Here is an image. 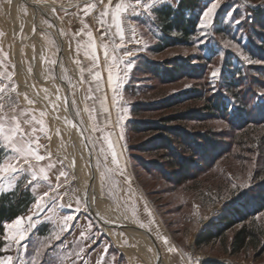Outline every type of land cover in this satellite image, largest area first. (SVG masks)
I'll use <instances>...</instances> for the list:
<instances>
[{
  "label": "rangeland",
  "instance_id": "1",
  "mask_svg": "<svg viewBox=\"0 0 264 264\" xmlns=\"http://www.w3.org/2000/svg\"><path fill=\"white\" fill-rule=\"evenodd\" d=\"M14 1L16 8L15 12H11L10 18L4 10L7 0H0V58L4 63L5 73L8 71L7 74L12 76L11 81L4 76V85L16 87L20 94V106L40 117L28 107L29 104L24 99L26 94L35 101L32 105L40 102V98H36L34 88V84L39 80L28 48V42L33 46L36 44L34 30L37 49L43 55L45 83L50 94L58 97L57 87L50 86L47 82L57 77L58 65L61 79L72 101H75L78 90L83 92L85 101L87 89L91 87L95 90L97 83L100 84V90L94 91V94L103 99L102 95L106 94L103 89L108 87L107 73H101V81L93 80L88 63H85V60L81 61L80 55L77 54L79 50L69 33L73 31L74 34L79 31L81 19L75 9L80 7V0L54 2L61 19L57 25L49 16L54 17V14L47 12V9L40 10L46 16L39 15L34 22L33 17L36 14L33 10V0ZM261 3L262 0H220V7L214 17V27L208 30L207 35L201 34V13L197 37L192 45L171 47L159 53L152 51L158 42L145 27L144 19L139 20L135 39L128 34L127 29L125 31L127 41L132 44L135 41L137 43L136 65L142 63L151 68L153 65L150 64L163 65L171 61H184L196 71L188 77L181 75L173 80H167L158 78L148 70L138 71L136 74L132 70L128 76H122L121 86L113 92L114 96L107 94L106 101L110 105L108 108L105 107L108 112H104L98 100L95 103L91 100L87 101L89 107L95 108L93 113L96 117L95 121L90 120L89 114L83 111L84 108L80 109L75 103L74 113L83 129L94 160L101 196L118 210L124 218L123 221L117 218V213L114 214L100 199L97 201L94 193L88 196L94 197L98 209L92 206L87 196L81 198L78 185L73 181L72 170L64 160L52 154L51 132L47 119L53 124H58L59 127L63 126V130L66 131V136L60 143L62 148L63 144L68 142L69 136L72 138V135L76 134V126L61 106L51 104L50 110H45L41 106L40 111L45 113L43 117L45 131L42 132L46 139L44 143L47 151L51 153L50 159L66 173L64 185L59 191L62 194L68 191L72 196V203L67 202L64 195L63 199L49 202L43 212L38 209L28 211L24 217L32 215L33 212H37L38 216H33L32 222L25 219V227L28 223H34V227L28 230L25 240L21 242L24 247L16 245L11 238L5 240V248L10 250L4 251L5 254L1 259L11 255L13 264H31L33 258L35 264H97L98 261H102V264H149V260L159 264L157 255L141 239L135 240V237L129 233L118 231L114 227L110 229L101 221L103 216L116 226L127 228L128 225L124 222L136 225L138 231L141 234L144 232L143 235L151 240L164 264H264L262 236L236 254H231L230 249L232 238L240 229L257 228L258 233L264 231V212L226 230L218 240L205 243L200 248L195 246V240L200 233L222 227L219 222L233 203L250 201L251 196L255 198L257 193L264 192V95H262L264 94V32H261L259 27V24L264 26V18H255L252 12L257 9L264 10V7H260ZM19 4L20 14L17 12ZM40 5L44 4L40 3ZM57 5L60 8H57ZM66 7L69 8L68 11L65 10ZM97 10L98 7L89 14L91 20H96L98 17ZM237 18L241 21L239 24L235 23ZM6 19L9 22L10 19L13 21L9 25L12 40L19 47L18 55L22 61L18 64L19 68L11 58L10 43L4 42L6 32L2 27L6 25ZM148 19L150 17L146 20ZM45 21L54 27L49 28ZM61 30L65 35L60 34ZM18 34L21 39L18 38ZM56 34L67 44L74 69L68 68L69 61L61 52ZM110 45L114 46L112 42ZM237 49L240 51L238 52ZM245 56L253 62L249 63L244 59ZM52 60H55L56 64L50 63ZM217 69L219 73L213 77L212 73ZM74 72L79 77V81L74 77ZM227 77H233L232 79L237 82H234L237 85L234 91L228 90L223 84V79ZM50 87L55 89L53 93ZM11 95L15 97L16 93ZM61 95L62 100L68 104L64 93ZM114 98L117 106L114 101L112 102ZM212 102L222 103L224 112L208 109L207 105ZM136 105L140 108L138 109ZM132 106L136 111L139 110L135 115L131 113ZM124 109H127L126 118L117 123L118 117L124 115ZM77 111L80 113L79 116L76 115ZM198 113L201 116H196ZM182 115L188 118H183L187 121L179 120L169 126L176 135L184 131L192 140L196 138L200 142L194 140L192 146L189 138H187L189 141H182L181 138L168 137L174 145L173 149L177 148L183 153L184 162L188 163V172H180L181 168L178 164L167 162L171 159L168 151L153 149L154 142L162 137V134L151 130L153 124L171 117L181 119ZM131 119L137 128H140L137 132L129 130ZM93 123L99 125L100 131H92ZM106 131L123 136V153L129 164L130 183L123 181L122 177L117 179L109 170L100 172L98 170L106 167L104 161L101 162L103 158L100 155L103 152L99 146L100 135H105ZM185 142L189 145V151L184 147ZM71 143L70 140L69 151ZM80 144L81 151L77 153L81 155L78 159L84 173L85 145L82 141ZM196 149L200 155L193 153ZM89 158L87 155L86 160L89 161ZM175 159L179 161L178 157ZM27 179H30L28 173L21 175L15 181L10 178L0 180V193L14 190L17 184L30 190L33 186L27 185ZM87 179L90 180L88 187L96 193L92 180L88 176ZM35 183L34 181L33 185ZM45 190L41 187L36 191L42 194ZM31 193L34 197L32 191ZM51 195L53 194L50 193ZM65 215H72L74 219L70 222L69 229L61 232ZM50 222L54 227L52 229ZM7 231L5 235L11 237L15 230ZM56 234L60 235V240L55 239ZM18 248V253L14 254L13 252ZM80 248H84V251L80 252ZM169 249L173 250L169 251ZM145 252L150 258L145 256Z\"/></svg>",
  "mask_w": 264,
  "mask_h": 264
},
{
  "label": "snow or ice",
  "instance_id": "2",
  "mask_svg": "<svg viewBox=\"0 0 264 264\" xmlns=\"http://www.w3.org/2000/svg\"><path fill=\"white\" fill-rule=\"evenodd\" d=\"M7 2L11 3V0H7ZM53 2H55V0H53ZM98 3L104 5L103 9L99 11L98 17L96 18L101 27H104V35L118 36L120 41L119 44L113 46V54L111 56H109L108 46L103 45L104 63L105 69L107 71L106 83L109 88H112L113 92H116L121 86L123 77L128 75L134 63V61L128 59L135 55V53L130 49L126 50L121 57L115 55V51L117 49L125 46L124 42L126 29L128 34L133 39H135L139 20L133 18L139 17L141 19H147L150 17L154 21L156 19V15L153 11L154 7L159 4H170L172 3V0H116L115 3L113 0H107L106 4L105 0H98ZM219 7L220 0H204V9L202 10V19L200 22L202 35H207L208 30L214 27V17L216 16V12ZM249 7H252V5H249ZM260 7H264V0H262ZM96 8L97 0H93V2L85 5L84 12L87 15ZM52 10L56 11V9ZM240 22V19H235V23L239 24ZM47 26L49 28L54 27V25L51 23H47ZM83 27L84 29H88L89 25L85 23ZM113 28L115 29L114 32L112 31ZM60 34L65 35L63 30L60 31ZM82 34L88 36V43L86 45H81L78 42L77 50H79L81 47H84V56L87 59L92 60L93 66L98 68L99 57L96 54L97 44L93 39L92 32H77L74 34L73 38ZM233 47H235V45H233ZM237 51L239 52L240 50L237 49ZM4 59L6 60L7 57L5 56ZM244 59L248 60L249 63L253 62L247 56H245ZM125 60H127V63H125ZM50 63L56 64V61L52 60ZM121 65H124L123 69H121ZM0 66H2V62H0ZM89 71L91 72V69H89ZM121 71L123 72V77L121 76ZM218 73L219 69L213 71L212 76L216 77ZM3 75H5L8 81L12 80V76L10 74L4 73ZM101 79V72L96 71L93 74V80L99 82ZM81 82L83 83V81ZM99 90L100 84L97 83L96 89L93 90L91 87H89L85 96V107L83 111L89 114V119L92 121H95L96 119L95 115H93L95 108L89 107L87 101L91 100L95 103L98 100L104 112H108V109L105 107V102L107 99L106 95L102 99L95 96L94 94V91ZM11 93H16V96H12ZM19 95L20 94L17 92L16 87H9L8 85L0 84V150H3L6 153L2 158H0V180L10 178L12 181H15L19 179L21 175L28 173L30 175V179H27V185L33 186L30 190L34 194V203H32L29 211L31 212L32 209H38L40 212H43L49 202L55 201L57 199H63V196L67 194H62L59 191V188L61 187L59 183L60 177L66 176V173L64 171H60L59 176H57V184L53 185L50 182L49 171L54 167L50 159L51 153L47 151L46 145L40 144V137L35 135L37 132L45 131L43 126V117L45 116V113L41 111L40 118H37L31 112L22 108L19 104ZM24 99L27 100L29 105L35 103V101L30 99L26 94ZM72 103L73 106H75V101ZM79 114V111H77L76 115L79 116ZM126 115L127 109H124V115L118 117L117 123L124 120ZM36 125H40V127L37 128ZM81 131H83V129H81ZM92 131H100L99 125L93 123ZM120 138L123 139V136ZM103 140L108 143V147L110 149L113 147L109 137L104 136ZM42 147L46 149L43 154L40 152ZM101 151L103 152V149H101ZM111 155V163L119 167V161L116 152L113 151ZM46 158L48 159L47 165H42L41 162L45 161ZM123 171L124 170H120L121 175H123ZM250 178L251 177H249V179ZM34 181L36 182L35 185H33ZM126 182L130 183V180L126 179ZM41 187L46 189L42 194L36 191ZM50 193L53 195L50 196ZM33 216H38V213L33 212L32 215L27 217L19 216L11 223L4 224L3 228L5 230H15L11 234V237L5 235L4 239L8 240L11 238L16 245L24 247L21 242L25 240L28 230L34 227V223H28L27 227H25L24 222L25 219L29 222H32ZM73 219L74 217L72 215H65L63 217L64 224L60 228V231H67L71 226L70 222L73 221ZM142 226L143 225H141V227ZM55 239L60 240V235L56 234ZM167 243V240H165V244ZM3 250L8 251L10 249L5 248ZM172 250L173 249H169V251ZM83 251L84 248H80V252ZM105 252H107V249H105ZM36 255H39L38 251ZM0 264H13V257L8 255L6 258L0 259ZM31 264H35V258H33ZM97 264H102V261H98Z\"/></svg>",
  "mask_w": 264,
  "mask_h": 264
},
{
  "label": "trees",
  "instance_id": "3",
  "mask_svg": "<svg viewBox=\"0 0 264 264\" xmlns=\"http://www.w3.org/2000/svg\"><path fill=\"white\" fill-rule=\"evenodd\" d=\"M203 9V0H179L176 6L162 5L156 8L154 11L156 19L153 21L151 18L146 20L144 19V25L152 35V37L158 42L155 47L152 48V51L155 53L162 52L163 50L171 47L179 46H189L192 45L194 40H196L198 33V25L200 21L201 11ZM255 18L259 19L264 18V10H252ZM264 20V19H263ZM261 32H264V26L259 24ZM138 61V59H137ZM188 63L184 61H171L170 63H164L163 65L159 64H150L153 65L151 68H148L144 64L135 65L133 72L136 74L138 71H150L155 76L161 79L173 80L179 76H190L195 72V69H192L187 65ZM133 74V75H134ZM233 78V77H232ZM231 77L223 79V84L228 87V90L234 91L237 88L236 82ZM237 83V82H236ZM195 94V91H193ZM192 96V95H189ZM139 109L140 107L136 105ZM207 108L210 110H215V112H224L222 103L212 102L207 105ZM139 111V110H138ZM136 109L132 106L131 113L132 115L137 114ZM209 114H213L210 113ZM196 116H201L199 113ZM181 119H176V117H171L164 119L162 122L153 124L151 130L162 134L158 140L154 142V148L158 150H166L171 154V159H168L167 162L170 164H178L181 171L188 172L187 162H184V155L179 152L177 148H174L170 137L173 136L175 139H182V141H189V143L194 145L193 141L197 140L196 138L192 140L189 137V134L184 131H180L175 134L172 127L169 126L172 122H178L179 120H186L185 115L180 116ZM187 118V119H183ZM129 122V130L137 132L140 128H137L135 122ZM162 132V133H160ZM200 142V140H197ZM168 142V143H166ZM188 143V142H187ZM171 146V147H170ZM184 147H187L189 151V145L184 143ZM183 148V146H182ZM184 150V148L182 149ZM192 151V150H191ZM193 153L198 154L196 149ZM6 153L3 150H0V158H2ZM200 155V152L199 154ZM175 157L179 158L177 162ZM34 203V198L31 191L27 188H23L22 185L17 184L14 190L10 192L2 193L0 196V259L4 256V248L6 247V241L4 239L5 229L3 225L6 223H11L15 218L19 216H24L28 213L29 209ZM229 211H225L226 215L222 217L219 222L222 227H216L213 231H208L206 233H200L196 240V248L202 247L203 244L209 243L211 241L218 240L221 238L223 233L239 224L246 222L248 219L253 218L254 216L264 212V192L260 191L257 193L255 198L251 196L250 201H244L243 203H233L231 207L228 208ZM257 228H243L240 229L232 238L230 243L231 254H236L243 250L247 245L252 242L255 243L260 236L264 238V231L256 230ZM42 232V231H41ZM264 247V246H263ZM47 258V256H46Z\"/></svg>",
  "mask_w": 264,
  "mask_h": 264
},
{
  "label": "crops",
  "instance_id": "4",
  "mask_svg": "<svg viewBox=\"0 0 264 264\" xmlns=\"http://www.w3.org/2000/svg\"><path fill=\"white\" fill-rule=\"evenodd\" d=\"M55 1H57V0H55ZM90 2H93V0H80L79 1V3H81V5H80V7L79 8H77V9H75V11H76V14H78L79 16H80V19H81V25H80V27H79V31L78 32H87V31H91L92 32V36H93V39H94V41H95V43L97 44V49H96V54H97V56L99 57V67L97 68V67H94L93 66V61L92 60H90V59H87L85 56H84V51H85V48L84 47H81L80 49H79V51H77L78 53V56L80 55V58H81V61H83V60H85L84 62L86 63H88L87 65H88V67H89V69H91V72H92V74H94L96 71H100L101 73L102 72H105V73H107V71H106V69H105V63H104V47H103V45H107L108 46V52H109V56H111L112 54H113V46L112 45H110L111 44V42L114 44V45H116V44H119L120 43V41H119V37L118 36H114V35H108V37L107 36H105L104 35V27H101V25L97 22V19L96 20H91L90 18H89V14L92 12L93 13V11H91L89 14H85V12H84V8H85V5L86 4H88V3H90ZM113 2L115 3L116 2V0H113ZM179 2V0H172V3H170V4H167V5H170V6H176V4ZM40 3H43L44 5H40ZM76 3V2H75ZM78 3V2H77ZM107 3V0H105V4ZM15 4H16V2L14 1V0H11V3H7L5 6H4V10H5V12H6V14H8L9 16H10V18H11V16H12V11L13 12H15V8H16V6H15ZM32 4H33V8H34V12H35V14H36V16H37V18H38V16L39 15H44V16H46V14L44 13V12H41V11H43L44 9H47V12L49 11V12H51V13H53L54 14V17H52L51 15H49L51 18H52V20H53V22L57 25V23H59V22H61V19H60V17H59V14L57 13V11H53L52 9H56V7H54V5H56V3H54L53 2V0H33V2H32ZM61 5V4H60ZM63 5V4H62ZM79 4H77V6H78ZM162 5H165V4H159V5H156L155 7H154V9L153 10H155L156 8H158L159 6H162ZM58 7L57 8H60L59 7V5H57ZM103 6L104 5H101V4H99L98 3V0H97V7H98V10H97V13L99 12V11H101L102 9H103ZM21 6H20V4H19V6L17 7V12L20 14L21 12ZM62 9V8H61ZM41 10V11H40ZM65 10H69V8H65ZM45 11V10H44ZM75 11H73V12H75ZM99 14V13H98ZM48 15V14H47ZM8 18V17H7ZM133 19H136V20H140V21H142L143 19H141V18H139V17H135V18H133ZM6 25L5 26H3L2 28L3 29H5V32H6V38L4 39V42L6 43V41L8 42V44L10 43V45H9V49H10V55H11V58H12V60H13V62L15 63V64H17V66H18V64L20 63V62H22L21 60H20V58H19V55H18V52H19V47H17V45H15L14 44V42H13V40H12V33L10 32L11 30H10V25L9 24H12V20L10 19V22H9V20L8 19H6ZM88 24L89 25V27H88V29H84V24ZM0 25H1V23H0ZM29 25H31V24H29ZM15 26V25H14ZM39 26V25H38ZM105 27H107V26H105ZM0 28H1V26H0ZM74 30V29H73ZM112 31L114 32L115 31V29L113 28L112 29ZM70 33V35H72V37L74 36V34H75V32H74V34H73V31L71 32H69ZM18 38L19 39H21V37H20V35L18 34ZM55 37H56V40H57V42H58V45H59V47H60V49H61V52H63V55H64V57H66L67 58V60L69 61V63H68V68L69 69H74V67H73V65H72V63H71V60H70V57H69V53H68V47H67V44L65 43V41H63L62 39H61V37H59L57 34L55 35ZM36 35H35V38H34V41H35V47L37 48L38 47V43L36 42ZM74 40V42H75V46L77 47V43L79 42L81 45H86L87 43H88V36L87 35H84V34H82V35H78V36H75V38H73ZM111 40V41H110ZM136 42V41H135ZM134 42V44H132L130 41H127V37H126V34H125V42H124V47H122V48H119V49H117L116 51H115V55L116 56H118V57H121L122 55H123V53L126 51V50H132L134 53H136V44L137 43H135ZM30 42H28V44H29ZM41 43V42H40ZM127 43H129V44H127ZM129 48V49H128ZM38 50V49H37ZM89 51H90V49H89ZM83 56V57H82ZM135 56H136V54L133 56V57H130V58H128V59H131L132 61H134V63H133V67H132V69L129 71V73L134 69V67H135V65H136V63H137V59H135ZM16 58V59H15ZM85 58V59H84ZM0 62H2V66H0V84H2V85H4V79H5V75H3L4 73H5V71H4V69H3V67H4V63H3V61L1 60V58H0ZM110 62V61H109ZM125 63H127V60H125ZM18 68H19V66H18ZM124 68V65H121V69H123ZM7 70V69H6ZM6 73H8V71H6ZM129 73H128V75H129ZM44 74H45V69H44ZM127 75V76H128ZM121 76H123V72L121 71ZM74 77L76 78V80H80L79 79V77L77 76V74H76V72H74ZM39 80V82H41V79H38ZM46 80V79H45ZM107 80V79H106ZM38 82V83H39ZM48 83H49V85L50 86H52V85H55L56 87H57V89H58V93L61 95V93H64V95H65V97H66V100H67V102H68V104H69V106H68V104L67 103H65L66 105V107L70 110V112H71V114H72V117H73V119H74V121H75V124H76V127H77V131H78V134H79V136H80V139L82 140V142H83V144L85 145V147H86V149H87V151L86 152H84L85 153V161H86V156L88 155L89 157L90 156H92L91 155V152H90V148H89V145H88V143H87V141H86V137H85V135H84V133H83V131H81V129H82V127H81V125L79 124V122H78V119H77V117L75 116V113H74V109H73V101H72V98H71V96H70V94H69V91H68V89L67 88H65V86H64V84H63V81H62V79H61V75H60V71H59V66L57 65V77L54 79V80H48L47 81ZM37 83V84H38ZM48 87V86H47ZM107 89H103V92L104 93H106L105 95H106V97H107V94L109 93V94H112L113 96H114V93H113V90H112V88H109V87H106ZM53 90L55 91V89L54 88H52V87H50V91L53 93ZM102 91V90H101ZM37 97V99H38V95L37 94H35ZM51 95V94H50ZM105 95H102V96H104L105 97ZM61 97H62V95H61ZM103 97V98H104ZM40 98V97H39ZM50 98H52V99H54V100H56L58 103V105L59 106H61L63 109H64V107L62 106V103H61V100L58 98V97H54V96H52L51 95V97ZM115 100V98L112 100V102ZM23 103H25L26 104V102L25 101H22ZM84 94H83V92H81L80 90H78L77 92H76V96H75V103H76V105L80 108V109H83L85 106V104H84ZM116 101H114V103H115ZM37 104H35V105H28V107H30V108H32L38 115H40V108H41V106H42V102H41V98H40V102L38 103V102H36ZM108 105H110V104H107V101H106V103H105V106L108 108L109 106ZM115 106H117V104L115 103ZM51 107H52V105H51ZM65 110V109H64ZM29 111V110H28ZM33 115H35V113H33L32 111H30ZM67 113H69L68 111H67ZM70 114V113H69ZM71 114H70V116H71ZM102 115H104V114H102ZM37 118H40L39 116H37V115H35ZM97 116H99L98 115V113H97ZM107 116V115H106ZM71 117V118H72ZM47 123H48V126H49V128H50V132H51V149H52V154L54 155V156H58L59 157V159H62V160H64V162L66 163V165L72 170V173L74 174L73 175V181L78 185V188H79V192H80V196H81V198L82 199H84V197H86L87 196V198L89 199V201H90V203L92 204V206H94V208H97L98 206H97V202H96V200L94 199V197H92V195L91 196H88V194L89 193H86V191H85V189L83 188V186H82V182L80 181V179H79V176L75 173V170H74V167H73V164H74V162L72 161V159H73V155H76V151H78V152H80L81 151V144H80V142H79V149L77 150V146H76V138H75V135H72V138L69 136V139H68V142H65L63 145V148H62V146L60 145V143H61V139L62 138H65V130H63V126H58V124H53V123H51L48 119H47ZM85 123V125L88 127V123L85 121L84 122ZM43 126H44V124H43ZM25 127H28V126H25ZM36 127L37 128H39L40 127V125H36ZM44 129H45V126H44ZM57 133H59V134H57ZM35 135H38L39 137H40V144L41 145H45L46 143H44V142H46V139H45V135H42V132H37ZM104 136H107V137H109V140L112 142V145H113V147L110 149L109 147H108V143H106L104 140H103V137ZM121 136L120 135H114V133H112V132H110V131H106V133H105V135H100V138H99V146H100V148L101 149H103V154H101L100 156L103 158V159H101V162L102 161H104V163L106 164V167L104 166V167H101V168H98V170H99V172L101 171V170H109V171H111V173L113 174V176L114 177H116L117 179L118 178H123V181H126V179L127 180H129V172H130V170H129V164L127 163V161H126V156H125V154L123 153L124 152V148H123V142H122V139L120 138ZM70 140L72 141V143H71V146H70V151H69V143H70ZM101 144V145H100ZM10 151V150H9ZM46 151V149L44 148V147H42L41 149H40V152L43 154L44 152ZM113 151H115L116 152V154H117V157H118V161H119V167H117V165H115V164H112L111 163V160H112V152ZM78 154V153H77ZM69 155H70V159H69ZM77 156H81L80 154H78ZM51 158V157H50ZM68 159H69V161H68ZM92 162H94V160H93V157H92ZM47 163H48V159L46 158V160L45 161H43V162H41V164L42 165H47ZM51 163L54 165V167L49 171V180H50V182L53 184V185H55V184H57V176H59V173H60V171H62V169L58 166V165H55L54 163H53V161L51 160ZM75 166V165H74ZM25 167H27V166H25ZM85 169H84V175H85V177L87 178V176H88V178H90L91 180H92V182H93V187H95V189H96V193H97V195H99V197L101 198V201L103 202V204H105V205H107L108 206V208L109 209H111L112 211H113V213L114 214H116V216H117V218H119V219H121L122 221H123V217L120 215V213L118 212V210L108 201V200H106V199H104L102 196H101V193H100V190H99V187H98V180H97V174H96V169H95V166H94V163L90 166V171L87 169V167H84ZM120 170H124L123 171V175H121L120 174ZM30 176V175H29ZM64 177L65 176H62V177H60V181H59V183H60V185H61V187L64 185ZM110 179H112V178H110ZM47 183V182H46ZM80 184V185H79ZM60 187V188H61ZM0 196H1V193H0ZM97 206V207H96ZM98 209V208H97ZM77 216L79 215V213H77L76 214ZM113 215V214H112ZM81 216V215H80ZM103 217V216H102ZM109 223H111L110 221H109ZM125 224H127L128 225V227L127 228H134V229H136V230H138L137 229V227H136V225H134V224H130L129 222L127 223V222H124ZM112 225H113V223H111ZM131 226V227H130ZM50 227H51V229L52 228H54L53 226H52V224H51V222H50ZM11 231H13V230H11ZM7 230H6V234H7ZM139 232V231H138ZM126 233V232H125ZM82 240H83V238H81ZM122 244V243H121ZM18 251H19V248L17 249V250H15L13 253L14 254H17L18 253ZM13 257V256H12Z\"/></svg>",
  "mask_w": 264,
  "mask_h": 264
},
{
  "label": "bare ground",
  "instance_id": "5",
  "mask_svg": "<svg viewBox=\"0 0 264 264\" xmlns=\"http://www.w3.org/2000/svg\"><path fill=\"white\" fill-rule=\"evenodd\" d=\"M27 2V1H26ZM34 10V8H33ZM34 14V13H33ZM36 18L37 16L33 17L34 19V22H36ZM36 33H35V30H34V37H35ZM28 48L30 50V53H31V57L32 58V63H33V66H34V69L36 71V74L38 76V79H41V82H39L38 84H34V88L36 90V94L38 95V97L41 98V101H42V106H43V109L45 110H50L51 109V104H54V105H58L57 101L50 98L51 95H50V92L48 90V87L45 83V74H44V67L42 65L43 63V55L37 50V48L33 45H31L30 43L28 44ZM28 51V50H27ZM26 69V68H24ZM58 94V97L59 99L61 100V103H62V106L64 107L66 113L67 111L71 114L70 110L65 106L66 104L64 103V101L62 100V97L61 95L57 92ZM35 97V96H34ZM62 108V107H61ZM63 109V108H62ZM63 109V110H64ZM68 114V116L70 117V121H73L74 124H75V121L72 117V114L70 116V114ZM72 117V118H71ZM63 120L66 121L65 117H63ZM63 122V121H62ZM76 126V124H75ZM75 138H76V146H77V150L79 149V141L81 142L82 140L80 139V136L78 134V131H77V127H76V132H75ZM87 151L86 147H85V152ZM77 152L76 151V155H73V167H74V170H75V173L79 176V179L80 181L82 182V186L83 188L89 193V194H92L94 193L95 195V199L98 201L99 199L101 200V198L99 197V195H97L95 192H93L89 187V182L90 180L88 181V179L84 176V173H83V168H82V165L78 159V156H77ZM86 163V167L87 169L90 171V165H89V161H85ZM75 165V166H74ZM97 195V197H96ZM112 220V219H111ZM101 221L103 222L104 225H108V227L111 229L113 227V225L111 223H109L108 219H105L104 217L101 218ZM118 231H121V230H118ZM124 232L126 233H129L130 235H132L133 237H135V240L136 238L138 239H141L148 247H150L152 249V251L155 253V250L153 247V245H151L152 243H150V241L143 235L141 234L140 232H138V230L134 229V228H125L123 230ZM146 257H149V255H147V253L145 252L144 253ZM148 258V259H149ZM206 262V261H204ZM149 264H154L151 260H149ZM164 264V263H163Z\"/></svg>",
  "mask_w": 264,
  "mask_h": 264
},
{
  "label": "water",
  "instance_id": "6",
  "mask_svg": "<svg viewBox=\"0 0 264 264\" xmlns=\"http://www.w3.org/2000/svg\"><path fill=\"white\" fill-rule=\"evenodd\" d=\"M92 164H93V162H92V156H90V158H89V165L91 166ZM96 215H97V214H96ZM97 218H98V217H97ZM113 227L116 228L117 230H121V231H123V230L125 229V228L122 227V226H116V225H113ZM143 234L145 235L144 232H143ZM148 239H149V238H148ZM150 241H151V240H150ZM150 243H151V242H150ZM151 245H153V244H151ZM154 250H155V254H156L157 257H158L159 264H163V261H162V259L160 258L157 249L154 248Z\"/></svg>",
  "mask_w": 264,
  "mask_h": 264
},
{
  "label": "built area",
  "instance_id": "7",
  "mask_svg": "<svg viewBox=\"0 0 264 264\" xmlns=\"http://www.w3.org/2000/svg\"><path fill=\"white\" fill-rule=\"evenodd\" d=\"M67 194L65 195V198L67 200V202H69L70 204L72 203V196L69 194V192H66Z\"/></svg>",
  "mask_w": 264,
  "mask_h": 264
}]
</instances>
